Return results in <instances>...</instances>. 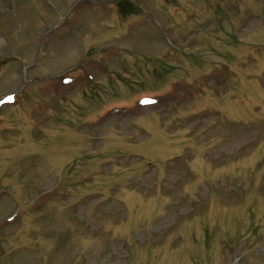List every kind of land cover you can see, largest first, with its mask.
<instances>
[{"label":"rangeland","instance_id":"374dc122","mask_svg":"<svg viewBox=\"0 0 264 264\" xmlns=\"http://www.w3.org/2000/svg\"><path fill=\"white\" fill-rule=\"evenodd\" d=\"M117 2L0 0V264H264V0Z\"/></svg>","mask_w":264,"mask_h":264},{"label":"trees","instance_id":"16d2710c","mask_svg":"<svg viewBox=\"0 0 264 264\" xmlns=\"http://www.w3.org/2000/svg\"><path fill=\"white\" fill-rule=\"evenodd\" d=\"M131 4H132L131 0H118V2H117V6L131 5Z\"/></svg>","mask_w":264,"mask_h":264}]
</instances>
